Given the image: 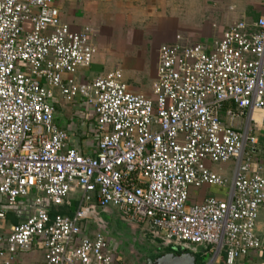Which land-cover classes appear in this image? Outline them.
<instances>
[{
    "label": "built area",
    "instance_id": "built-area-1",
    "mask_svg": "<svg viewBox=\"0 0 264 264\" xmlns=\"http://www.w3.org/2000/svg\"><path fill=\"white\" fill-rule=\"evenodd\" d=\"M57 1L0 0V221L6 207L21 218L0 234V264H14L36 238L45 264H118L101 232L81 228L91 201L147 225L166 246H204L225 264L260 248L264 176L251 171L250 125L264 114V14L232 21L210 49L179 36L160 45L148 96L128 90L117 69L79 80L96 33L61 23ZM56 98L92 109L93 155L68 146ZM207 160L233 161L229 188L188 203L191 187L229 184ZM77 192L72 216L50 215Z\"/></svg>",
    "mask_w": 264,
    "mask_h": 264
},
{
    "label": "crops",
    "instance_id": "crops-1",
    "mask_svg": "<svg viewBox=\"0 0 264 264\" xmlns=\"http://www.w3.org/2000/svg\"><path fill=\"white\" fill-rule=\"evenodd\" d=\"M56 6L61 23L70 30L79 31L90 26L96 33L91 38L96 52L89 67L79 71V80L87 81L117 69L122 72L128 90L148 96L151 95V85L156 77L160 45L173 44L179 36L183 43H199L210 49L232 21L239 18L255 20L264 14L261 3L248 0H58ZM53 105L54 121L67 132L68 146L76 148L82 154L93 155L98 134L93 124L92 109L85 105L79 108L76 103H65L57 98ZM253 117L255 121L250 126L257 143L250 151L251 171L264 176V114L254 112ZM241 122L242 119H238L235 125L239 126ZM205 164L211 171L226 178L229 184L226 187H191L188 203H200L210 196L222 199L229 188L233 161L214 163L207 160ZM31 194L34 195V192ZM20 202H24V199L20 198ZM79 203V193H72L64 204L57 207L56 214L72 216ZM65 207L67 211L61 212ZM82 207L83 232L87 236L101 232L110 243L118 264H148V260H153L136 251L129 253L119 249L123 244L122 239L111 238L106 221L98 216V212L112 213L110 209H101L93 201L89 205L83 203ZM115 214L122 217L117 209ZM124 220L132 235L151 239L169 248L151 233L147 225ZM20 221L21 218L14 209L6 207L5 217L0 221V234L6 235L10 227ZM255 231L261 239V247L238 258L234 264H264V203L258 211ZM180 247L195 257L194 264H225L222 255L213 258L207 247ZM43 255L42 239L36 238L28 250L15 253L14 264H45ZM130 258L132 262L127 263L125 260Z\"/></svg>",
    "mask_w": 264,
    "mask_h": 264
},
{
    "label": "rangeland",
    "instance_id": "rangeland-1",
    "mask_svg": "<svg viewBox=\"0 0 264 264\" xmlns=\"http://www.w3.org/2000/svg\"><path fill=\"white\" fill-rule=\"evenodd\" d=\"M79 108H83V104H78ZM91 109V108H89ZM112 213H99V218L103 219L107 223L108 234L113 239H122L123 244L119 246V249H124L125 252L136 251L137 254L147 255L148 258L155 259V257L162 254L168 248L159 245L157 242L151 239L138 238L136 235H132L130 229L127 227V222L124 218L115 214V207H107ZM101 211L100 209H98ZM164 245V244H163ZM167 248V249H165ZM127 263L132 262V259L125 260Z\"/></svg>",
    "mask_w": 264,
    "mask_h": 264
},
{
    "label": "water",
    "instance_id": "water-1",
    "mask_svg": "<svg viewBox=\"0 0 264 264\" xmlns=\"http://www.w3.org/2000/svg\"><path fill=\"white\" fill-rule=\"evenodd\" d=\"M166 246V245H164ZM170 251H165L148 264H194L195 257L180 246L168 245Z\"/></svg>",
    "mask_w": 264,
    "mask_h": 264
},
{
    "label": "trees",
    "instance_id": "trees-1",
    "mask_svg": "<svg viewBox=\"0 0 264 264\" xmlns=\"http://www.w3.org/2000/svg\"><path fill=\"white\" fill-rule=\"evenodd\" d=\"M56 210H57V207L52 208V210L50 211V215L52 216L53 214H56ZM60 211H61V212H66L67 209H66V207H65L64 209H61Z\"/></svg>",
    "mask_w": 264,
    "mask_h": 264
}]
</instances>
